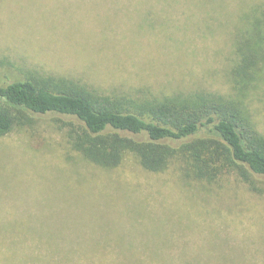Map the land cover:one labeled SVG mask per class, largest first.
<instances>
[{"label":"rangeland","instance_id":"rangeland-1","mask_svg":"<svg viewBox=\"0 0 264 264\" xmlns=\"http://www.w3.org/2000/svg\"><path fill=\"white\" fill-rule=\"evenodd\" d=\"M223 1L0 0L4 73L132 99L226 95L241 3ZM245 101L264 135V65ZM72 128L30 116L0 136V264H184L206 249L209 264H264V183L187 181L131 155L101 169L71 149Z\"/></svg>","mask_w":264,"mask_h":264},{"label":"trees","instance_id":"trees-1","mask_svg":"<svg viewBox=\"0 0 264 264\" xmlns=\"http://www.w3.org/2000/svg\"><path fill=\"white\" fill-rule=\"evenodd\" d=\"M240 3L230 31L228 94L107 96L51 76L10 77L4 72L13 66L0 57V136L30 116L54 115L76 123L68 136L71 149L101 169L117 168L131 155L147 172L175 166L187 181L211 183L223 171H233L251 187L264 183V135L245 101L264 65V0ZM208 252L212 249L205 257L185 258L184 264H209Z\"/></svg>","mask_w":264,"mask_h":264}]
</instances>
